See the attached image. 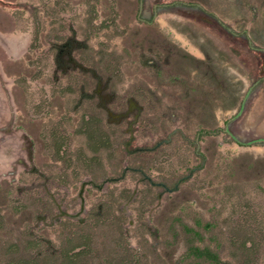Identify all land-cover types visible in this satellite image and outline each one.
Returning <instances> with one entry per match:
<instances>
[{
  "label": "rangeland",
  "instance_id": "rangeland-1",
  "mask_svg": "<svg viewBox=\"0 0 264 264\" xmlns=\"http://www.w3.org/2000/svg\"><path fill=\"white\" fill-rule=\"evenodd\" d=\"M0 264H264V0H0Z\"/></svg>",
  "mask_w": 264,
  "mask_h": 264
},
{
  "label": "trees",
  "instance_id": "trees-1",
  "mask_svg": "<svg viewBox=\"0 0 264 264\" xmlns=\"http://www.w3.org/2000/svg\"><path fill=\"white\" fill-rule=\"evenodd\" d=\"M203 256H205L206 258H211L213 260L216 261V257H214L212 254L208 253V252H202L201 253Z\"/></svg>",
  "mask_w": 264,
  "mask_h": 264
}]
</instances>
